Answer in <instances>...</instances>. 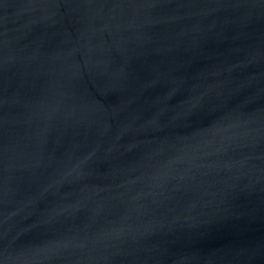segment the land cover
<instances>
[{
  "label": "water",
  "instance_id": "1",
  "mask_svg": "<svg viewBox=\"0 0 264 264\" xmlns=\"http://www.w3.org/2000/svg\"><path fill=\"white\" fill-rule=\"evenodd\" d=\"M0 264H264V0H0Z\"/></svg>",
  "mask_w": 264,
  "mask_h": 264
}]
</instances>
